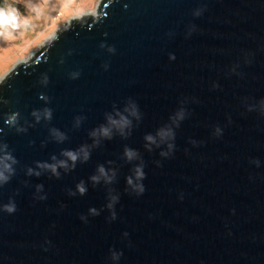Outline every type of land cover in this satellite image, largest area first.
I'll list each match as a JSON object with an SVG mask.
<instances>
[{
	"label": "water",
	"instance_id": "1",
	"mask_svg": "<svg viewBox=\"0 0 264 264\" xmlns=\"http://www.w3.org/2000/svg\"><path fill=\"white\" fill-rule=\"evenodd\" d=\"M4 145L0 264H264V0H101L0 82Z\"/></svg>",
	"mask_w": 264,
	"mask_h": 264
},
{
	"label": "rangeland",
	"instance_id": "2",
	"mask_svg": "<svg viewBox=\"0 0 264 264\" xmlns=\"http://www.w3.org/2000/svg\"><path fill=\"white\" fill-rule=\"evenodd\" d=\"M101 0H0V82L71 20L92 17ZM91 14V15H89Z\"/></svg>",
	"mask_w": 264,
	"mask_h": 264
},
{
	"label": "clouds",
	"instance_id": "3",
	"mask_svg": "<svg viewBox=\"0 0 264 264\" xmlns=\"http://www.w3.org/2000/svg\"><path fill=\"white\" fill-rule=\"evenodd\" d=\"M127 115L121 114L119 116V119L109 116L108 117V125L103 126L100 129V133L104 136H110L112 128L115 127L119 129L121 132L131 124L130 117L139 118L138 109L134 105V103H130L128 107L124 110ZM183 118V112H178L172 119L179 120ZM111 127H110V126ZM93 135H96V132L92 133ZM60 135V134H58ZM174 130L170 127H164L158 130V132L153 134H148L145 137V140L147 141L146 147L151 148V146H156L157 148H162L161 155L167 156L170 151H172L175 147L174 145ZM60 138L63 139V136L60 135ZM166 149V150H165ZM80 152L83 153V156L85 159L88 157V152L85 151L83 148L80 150ZM67 157V160L60 161V166H67V161L74 162L78 159L80 153L75 151H68L64 154ZM124 156L128 161H132L134 159H138V153L133 150L126 148L124 151ZM16 163L15 158L12 156L10 152L7 151V146H0V184L7 182L11 174L14 172V164ZM38 168H46L51 170L53 173L57 172V165L54 164H38ZM29 173H33V169L28 170ZM98 175H94L91 177V179L94 182H99L101 179H103L105 182H110L112 179V176L109 175L108 171L104 168V166H99L97 169ZM35 175H40L38 171H35ZM143 178H144V172H143V164H137L134 167L132 175H130L127 178V184L131 186L133 189L138 190L140 192L143 191ZM39 189H42V185L38 186ZM77 190L83 194L86 191V187L84 186L83 182H81L80 185L77 186ZM118 200V197L113 196L112 201L113 203H110L108 207H113L115 201ZM5 208L8 212H12L15 210V204L14 202L5 205ZM91 211L95 212V209H92Z\"/></svg>",
	"mask_w": 264,
	"mask_h": 264
},
{
	"label": "bare ground",
	"instance_id": "4",
	"mask_svg": "<svg viewBox=\"0 0 264 264\" xmlns=\"http://www.w3.org/2000/svg\"><path fill=\"white\" fill-rule=\"evenodd\" d=\"M89 15H91V14H89ZM84 17H88V16H84ZM89 17H92V15H91V16H89Z\"/></svg>",
	"mask_w": 264,
	"mask_h": 264
}]
</instances>
